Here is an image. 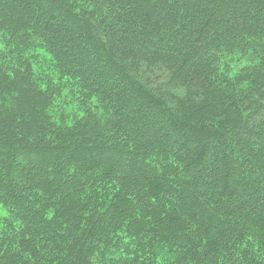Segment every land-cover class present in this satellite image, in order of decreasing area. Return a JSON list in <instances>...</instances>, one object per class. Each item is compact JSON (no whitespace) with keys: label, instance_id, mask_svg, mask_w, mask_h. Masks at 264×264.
I'll return each instance as SVG.
<instances>
[{"label":"trees","instance_id":"16d2710c","mask_svg":"<svg viewBox=\"0 0 264 264\" xmlns=\"http://www.w3.org/2000/svg\"><path fill=\"white\" fill-rule=\"evenodd\" d=\"M0 264H264V0H0Z\"/></svg>","mask_w":264,"mask_h":264},{"label":"rangeland","instance_id":"374dc122","mask_svg":"<svg viewBox=\"0 0 264 264\" xmlns=\"http://www.w3.org/2000/svg\"><path fill=\"white\" fill-rule=\"evenodd\" d=\"M47 58H48L47 55L43 51H39V60L42 62L43 67H44V59L46 60ZM63 95L67 96L65 91L63 92ZM57 103L58 102H56V104ZM70 103H71V101L68 99L66 104L65 103H61V105L64 106V107H60L59 108L58 106H56V108H54V112H53L54 113V117L58 118L59 117V112H65L67 115H71L73 110L70 108L71 106L70 107L68 106V104H70ZM52 110H53V108L51 109V111ZM67 119H68V116H67Z\"/></svg>","mask_w":264,"mask_h":264}]
</instances>
